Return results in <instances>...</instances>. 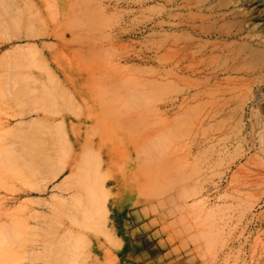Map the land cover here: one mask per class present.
Instances as JSON below:
<instances>
[{
	"label": "rangeland",
	"instance_id": "rangeland-1",
	"mask_svg": "<svg viewBox=\"0 0 264 264\" xmlns=\"http://www.w3.org/2000/svg\"><path fill=\"white\" fill-rule=\"evenodd\" d=\"M0 264H264V0H0Z\"/></svg>",
	"mask_w": 264,
	"mask_h": 264
},
{
	"label": "bare ground",
	"instance_id": "bare-ground-1",
	"mask_svg": "<svg viewBox=\"0 0 264 264\" xmlns=\"http://www.w3.org/2000/svg\"><path fill=\"white\" fill-rule=\"evenodd\" d=\"M17 17H18V16H17ZM17 17H16V18H17ZM15 22H16V21H15ZM15 22H14V23H15ZM20 22H21V21H20ZM19 26H20V25H19ZM15 32H16V31H15ZM14 77H15V76H14ZM15 79H16V78H15ZM26 96H27V95H26ZM22 151H23V150H22ZM44 160H45V159H44ZM46 160H47V159H46ZM32 161H33V160H32ZM39 161H40V160H39ZM46 162H47V161H46ZM40 164H41V163H40ZM49 164H50V163H49ZM42 166H44V165H42ZM44 167H45V166H44ZM82 178H83V177H82ZM91 185H92V184H91ZM89 188H90V189H89V190H90L89 192H90V194L92 195V197L95 196V195H96V194H95V190H96V189H95V186H91V187H89ZM85 191H86V190H85ZM89 196H90V195H89ZM93 198H94V197H93ZM81 207H82V205H81ZM92 209H93V207H92ZM84 210H85V211H84ZM84 210H83V213H82V214L84 215L83 218L86 219V220H88V219L91 217L92 210H91V209H90V210H86L85 208H84ZM81 211H82V209L80 210V212H81ZM96 213H99V209H98L97 211L94 210V215H95ZM92 220H93V218H92ZM65 234H66V233H65ZM50 247H51V246H50ZM63 249H64V248H63ZM70 249H71V248H70ZM70 249H69V250H70ZM65 250H66V249H65ZM4 254H5V253H4ZM54 255H55V254H54Z\"/></svg>",
	"mask_w": 264,
	"mask_h": 264
}]
</instances>
